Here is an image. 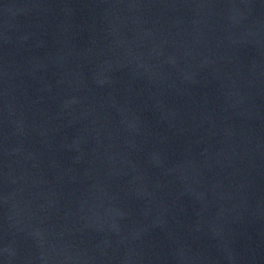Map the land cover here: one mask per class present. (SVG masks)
Segmentation results:
<instances>
[{"label":"water","instance_id":"obj_1","mask_svg":"<svg viewBox=\"0 0 264 264\" xmlns=\"http://www.w3.org/2000/svg\"><path fill=\"white\" fill-rule=\"evenodd\" d=\"M0 264H264V0H0Z\"/></svg>","mask_w":264,"mask_h":264}]
</instances>
